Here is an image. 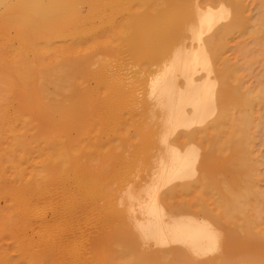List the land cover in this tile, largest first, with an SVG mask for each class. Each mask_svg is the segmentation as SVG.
I'll return each instance as SVG.
<instances>
[{
    "label": "bare ground",
    "instance_id": "bare-ground-1",
    "mask_svg": "<svg viewBox=\"0 0 264 264\" xmlns=\"http://www.w3.org/2000/svg\"><path fill=\"white\" fill-rule=\"evenodd\" d=\"M255 1L0 0V264H264Z\"/></svg>",
    "mask_w": 264,
    "mask_h": 264
},
{
    "label": "rangeland",
    "instance_id": "rangeland-1",
    "mask_svg": "<svg viewBox=\"0 0 264 264\" xmlns=\"http://www.w3.org/2000/svg\"><path fill=\"white\" fill-rule=\"evenodd\" d=\"M246 6H247L248 11L250 13L249 15H251L253 18H255L256 15H258V11H259L258 10L259 7H258L257 2L255 0H246ZM239 39H238V37H235L234 38V41L232 43L233 45H231V46L234 47L235 43H237L236 41L237 40L239 41ZM233 51L235 52V49L234 48L230 49L226 53V55L230 56L231 58H234L236 56V54H234ZM238 58L240 59V57H238ZM263 71H264V60L261 61V62H259V63L254 64L252 66L251 73L248 72V76L247 77L244 75L246 77V78L244 77V81L247 84H249V82L250 83H256V80H254V78L256 79V75L257 74L259 75V73L260 72H263ZM244 74H247V73H244ZM252 76H255V77L253 78ZM250 85H252V84H250ZM256 110H257L258 113H261L262 112V109H260V107H257ZM253 150H255L254 151V154H255L254 156L257 157V160L259 162L258 165H257V177H258V180H257V188H258V190L264 192V141L261 139V137L256 138L255 145L253 147ZM98 164L100 166L101 163H98ZM112 183L113 182L110 181L108 185H111ZM0 204L2 205V202H0ZM39 207H40V205H39ZM49 217L50 216H49V213H48V215L46 216V218H49ZM90 252H91L90 254L95 255V254H98L99 253V250H97V249L93 250L92 249V250H90Z\"/></svg>",
    "mask_w": 264,
    "mask_h": 264
}]
</instances>
